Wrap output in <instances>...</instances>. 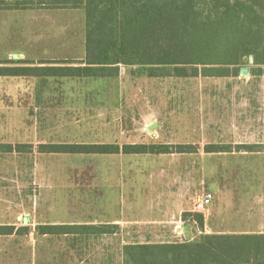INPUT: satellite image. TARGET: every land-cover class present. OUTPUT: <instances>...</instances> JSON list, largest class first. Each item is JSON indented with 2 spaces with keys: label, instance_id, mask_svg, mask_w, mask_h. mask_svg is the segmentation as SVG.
Listing matches in <instances>:
<instances>
[{
  "label": "rangeland",
  "instance_id": "374dc122",
  "mask_svg": "<svg viewBox=\"0 0 264 264\" xmlns=\"http://www.w3.org/2000/svg\"><path fill=\"white\" fill-rule=\"evenodd\" d=\"M0 0V62L85 56L82 8L15 9ZM47 6V5H45ZM0 77V142L192 144L162 154L0 153V264H122L133 242H183L206 233L264 232V149L205 152L206 144H262L264 73ZM248 68L247 74L242 69ZM212 193V203L197 202ZM184 212L189 215L184 216ZM204 216V227L195 214ZM40 224H119L107 234L41 235ZM113 230V229H112Z\"/></svg>",
  "mask_w": 264,
  "mask_h": 264
},
{
  "label": "trees",
  "instance_id": "16d2710c",
  "mask_svg": "<svg viewBox=\"0 0 264 264\" xmlns=\"http://www.w3.org/2000/svg\"><path fill=\"white\" fill-rule=\"evenodd\" d=\"M47 8H82L85 56L39 64L0 62V77H117L122 65H138L151 77L238 75L246 58L264 73V0H49ZM15 9L33 0L5 2ZM47 5V6H45ZM31 144L1 143L0 153L30 152ZM262 144H206L205 152H256ZM192 144L41 143V153L166 154L197 152ZM189 215L184 212V216ZM204 227V216L195 214ZM118 224H40L41 235L107 234ZM113 229V230H112ZM29 226L0 224V236L29 234ZM122 264H264V232L206 233L183 242H133Z\"/></svg>",
  "mask_w": 264,
  "mask_h": 264
},
{
  "label": "built area",
  "instance_id": "2783aa9c",
  "mask_svg": "<svg viewBox=\"0 0 264 264\" xmlns=\"http://www.w3.org/2000/svg\"><path fill=\"white\" fill-rule=\"evenodd\" d=\"M212 199H213V195L212 193H207L203 196V198H201L198 202H197V208L198 209H202L207 207L208 205H210L212 203Z\"/></svg>",
  "mask_w": 264,
  "mask_h": 264
},
{
  "label": "crops",
  "instance_id": "0c3cea01",
  "mask_svg": "<svg viewBox=\"0 0 264 264\" xmlns=\"http://www.w3.org/2000/svg\"><path fill=\"white\" fill-rule=\"evenodd\" d=\"M1 143H12V144H16V143H13V142H1ZM17 143H19V142H17ZM21 143V142H20ZM31 145H33L32 143H31ZM33 152H38V148H34L33 149V147H32V149H31V151L30 152H28V151H26V152H16V151H14V152H3V153H6V154H16V153H18V154H23V153H25V154H27V153H33ZM117 154H123V153H117ZM127 155V154H126ZM15 225V224H14ZM119 225V224H118ZM17 226V225H16ZM30 232H32V228H30Z\"/></svg>",
  "mask_w": 264,
  "mask_h": 264
},
{
  "label": "water",
  "instance_id": "95a60500",
  "mask_svg": "<svg viewBox=\"0 0 264 264\" xmlns=\"http://www.w3.org/2000/svg\"><path fill=\"white\" fill-rule=\"evenodd\" d=\"M251 59H252V58H251ZM252 62H253V59H252ZM247 70H248V68L244 67V68L242 69V74H247V73H246Z\"/></svg>",
  "mask_w": 264,
  "mask_h": 264
}]
</instances>
